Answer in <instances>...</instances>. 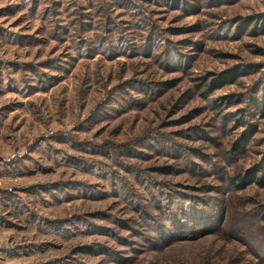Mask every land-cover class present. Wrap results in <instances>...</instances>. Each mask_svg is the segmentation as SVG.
Masks as SVG:
<instances>
[{
    "label": "rangeland",
    "instance_id": "1",
    "mask_svg": "<svg viewBox=\"0 0 264 264\" xmlns=\"http://www.w3.org/2000/svg\"><path fill=\"white\" fill-rule=\"evenodd\" d=\"M261 13L0 0V264H264Z\"/></svg>",
    "mask_w": 264,
    "mask_h": 264
},
{
    "label": "trees",
    "instance_id": "2",
    "mask_svg": "<svg viewBox=\"0 0 264 264\" xmlns=\"http://www.w3.org/2000/svg\"><path fill=\"white\" fill-rule=\"evenodd\" d=\"M230 0H227V2ZM236 2L237 0H232ZM238 22H241L240 26L238 27V35L241 36L248 28L255 24V27L251 33L253 35H258L260 33H264V13L255 15V16H249L246 18L239 17ZM239 30H242V33H239ZM241 70H233V71H227L223 73L222 75L215 78L214 81H212V84H210V89L206 91V93H210L211 89H218L221 86H224L230 82H233L236 80V78L240 75ZM198 80L201 81V84L198 86L199 88H202L205 86L206 80L203 78H199ZM224 99H230V97H225ZM260 112L264 114V100L262 101H256L254 104ZM215 106L218 108H221L222 105L215 103ZM241 113H245V110H241ZM245 115V114H243ZM251 133L244 134V137L246 140L250 138ZM245 146H242L241 148L237 147L234 149L237 152L244 151ZM263 169V168H262ZM264 170V169H263ZM231 181L233 184L237 185L238 188H245L248 185H258L260 187H264V174L257 175L255 172L250 173L247 175H238L231 178Z\"/></svg>",
    "mask_w": 264,
    "mask_h": 264
}]
</instances>
